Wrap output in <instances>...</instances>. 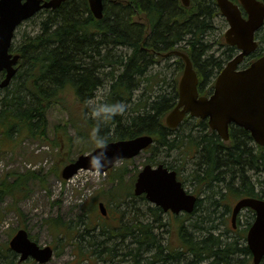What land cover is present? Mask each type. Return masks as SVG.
<instances>
[{
    "label": "trees",
    "instance_id": "1",
    "mask_svg": "<svg viewBox=\"0 0 264 264\" xmlns=\"http://www.w3.org/2000/svg\"><path fill=\"white\" fill-rule=\"evenodd\" d=\"M103 2V16L100 19L92 15L87 0H65L54 9L43 8L33 16H40L38 32L24 35L17 45L12 42V51L19 54L20 58L16 74L7 86L0 89V149L12 148L24 138L45 142L52 147L58 145L57 136L52 139L49 135L48 110L60 105L69 111L65 99L68 93H72L81 104L94 97L95 90L104 83L100 75L105 73L101 71L102 65H110L111 71L107 75L111 87L105 101L101 102L111 104L128 100L136 79L144 77L148 67L160 55L176 49L188 54L198 75V91L202 92L210 90L209 80H213L228 59L237 53L235 47L222 43L225 49L216 55L211 43L204 38L213 27V18L220 13L215 0H191L188 7L181 5L179 0ZM256 34L259 47L245 60L247 64L264 54V47H261L264 23ZM181 42L184 44L180 45ZM118 45L129 48L131 52L113 61L106 53L102 54L104 49ZM177 61L182 68V59L177 57ZM113 66L121 68L118 74L116 69L113 71ZM177 96V87L172 86L166 91L163 89L147 103L140 101L135 107H130L134 114H118L105 122L98 134L107 141L142 133L152 134L155 141L148 148L152 153L163 147H177L180 143L176 142V136L181 124L178 128L170 129L163 122L166 112L176 104ZM69 113L72 116V112ZM74 119L71 117L69 121L83 138L80 151L83 152L84 148L90 149L94 145L96 121L84 116L80 120ZM65 125L56 128L57 134L65 129ZM202 126L203 130L207 129L205 133H202L201 128L194 135L189 134L197 148L192 174L199 186L208 188V195L204 200L198 197L195 203L193 213L198 211V216L197 221L191 223L192 232L184 228L181 222L178 227L180 246L168 249L154 235L152 222L122 227L126 235L120 237L130 238L132 246L124 245V238H121L118 247L124 249V255L130 259L129 264H142L143 250L150 254L142 258L148 262L145 264H175L174 261H180L182 253L186 251L194 255V261L210 259L213 264H250L247 261L251 259V251L246 244H239L237 238L230 241L222 239L221 234L215 232L214 214L226 193L230 194L231 200L246 196L264 198V177H261L264 174V147L254 145L244 129L231 127V137L226 143L208 129L205 121L197 124V127ZM86 130L91 134L87 135ZM123 162L127 165L128 161ZM147 162L157 163L152 160ZM125 164L110 173V179L122 181ZM56 170L59 178V169ZM45 175L31 169L5 174L0 178V203L6 197H11L16 207L18 201L30 192L31 183L44 185ZM110 184L115 192L122 186L114 182ZM131 190L132 187H129L121 198L132 199L134 195ZM110 194L114 195L111 190L107 192V195ZM113 198L110 202L117 203L116 195ZM159 210L157 207L152 208L148 216L154 217L156 221ZM53 221L57 222V219ZM87 223L91 226L89 220ZM109 230L108 227H102L98 235L108 238L105 244L100 238H92L91 244L96 245L98 251L103 248L113 254L117 245L110 234L105 233ZM16 258L7 242L0 243V264L14 263ZM260 264H264V257Z\"/></svg>",
    "mask_w": 264,
    "mask_h": 264
},
{
    "label": "rangeland",
    "instance_id": "2",
    "mask_svg": "<svg viewBox=\"0 0 264 264\" xmlns=\"http://www.w3.org/2000/svg\"><path fill=\"white\" fill-rule=\"evenodd\" d=\"M39 20L40 16L24 20L15 31L13 44L17 45L26 34L31 35L38 32ZM212 24V29L204 38L208 43H211L215 54L220 55L225 49V46L222 45V43L225 44L223 34L228 23L223 15L217 14L213 18ZM182 44L184 42H181L180 45ZM261 47H264V41L261 43ZM130 52L129 48L118 45L104 49L102 54L106 53L113 61V59H119L121 55ZM115 69L117 74L121 70L120 67L114 68L113 66V71ZM182 69L183 67L181 68L176 55H160L159 59L148 67L144 77L136 79L132 94L128 100L123 102L126 104L123 114H134L135 112H132L131 108L135 107L137 102L144 101L147 103L163 89L166 91L172 86L177 87ZM102 70L106 73L100 74L104 78V83L95 90L94 97L90 98L91 100H98V102L105 101V96L111 87V80L107 75V72L111 71L110 65H102ZM209 82L212 83V79ZM65 99L72 116L67 109L60 105H54L48 110L49 135L52 139L56 135L60 145L52 147L45 142L24 138L12 148L3 147L0 149V178L11 171L25 172L27 169L46 174L44 185H40L38 182L30 184V192L24 199L18 201L17 208L14 206L11 197H6L0 203V243L8 242L17 228L24 227L41 246L51 245L54 248L53 257L44 264H78L79 260L82 264H129L130 259L124 255V249L122 246L118 247V242L124 238L120 236L126 235L124 228L135 223L152 222L151 229L157 239L162 240L163 245L166 244L168 249L178 248L181 243L178 237L180 223L183 222L184 228L192 232L191 223L197 221L198 211L190 214H173L159 210L155 221V218H150L148 214L156 206L144 196H134L132 199H122L121 197L128 191L129 187H132L133 191L134 174L145 163H148V160H152L176 169L184 188L189 192L196 193L200 199L204 200L208 195V188L199 186L197 181L193 179L192 169L195 167L194 159L197 148L194 142L190 140L192 136L189 134L194 135V132L201 128L202 133H205L207 129L203 130V126L197 127L198 119L187 118L179 126L178 136H176V142L180 143L179 146L170 149H166V147L155 149L154 153L143 151L130 161L128 160L127 165L123 161H118L113 169L105 173L81 169L71 179L61 182L56 175L58 172L56 169H59L60 172L64 164L96 145L94 142L90 149L84 148L83 152H80L83 148V138L76 132L69 119L72 117V119L80 120V117L83 116L92 118L87 115L89 112L87 101L83 104L77 102L78 100L74 99L72 93H68ZM64 124H66L65 129H61L57 134L56 128H61ZM86 134H91V132L88 133L86 130ZM182 141H184L183 144ZM123 164L126 168L123 180H116L117 182H115L112 178L110 179V173H113L116 168L122 167ZM261 177H264V174ZM113 182L118 186L122 185L118 192L112 191L110 183ZM128 185L130 186L128 187ZM110 190L114 195H107ZM115 195L119 199L116 200L117 203L110 202V199H114L113 196ZM100 200L108 206L107 217L101 216L98 212L97 202ZM233 203L234 200L230 199V194L226 193L225 197L221 199L218 211L214 214V230L221 234L222 239L230 241L237 238L239 244H246L245 232L247 231L244 229L253 220V213L247 208L241 210L233 228L231 222ZM53 219H57V222H54ZM88 220L91 226L88 225ZM102 227L111 229L109 230L110 233H105L110 234V238L116 241L117 246L113 254L110 251H104L103 248L98 251L96 245L91 244L92 238H100V240H104V244L107 241L108 238H105V235L98 236L102 232ZM122 227L124 228L122 229ZM69 237L72 238L71 241H69ZM125 244L132 246L130 238H124ZM105 246L104 248H106ZM147 246L150 247L148 244ZM149 255L144 250L142 251V264L148 263L142 258ZM194 260V255L186 251L182 253L180 261L174 262L175 264H213L210 259ZM30 262L28 261L26 264H30ZM247 262L251 264L252 259ZM34 264L38 263L34 262Z\"/></svg>",
    "mask_w": 264,
    "mask_h": 264
},
{
    "label": "water",
    "instance_id": "3",
    "mask_svg": "<svg viewBox=\"0 0 264 264\" xmlns=\"http://www.w3.org/2000/svg\"><path fill=\"white\" fill-rule=\"evenodd\" d=\"M65 0H0V88L7 86L17 72L19 54L9 51L14 31L23 21L42 8H56ZM90 11L96 18L103 15V0H87ZM246 12L241 14L240 5L231 0H216L220 13L225 17L228 28L224 33L227 44L239 52L230 58L216 76L212 93L200 96L197 90L198 78L190 57L179 50L174 53L184 61L183 72L178 82L176 105L166 114L165 124L175 128L189 113L191 116L207 119L208 126L221 139L229 137V124L235 123L250 131L254 141L264 146V55L252 60L246 67H240L245 56L256 50L255 32L264 22V2L259 0H238ZM188 6L190 0H181ZM150 134H140L126 139L107 142V155L111 163L99 172H105L120 159H129L153 144ZM97 148V147H96ZM94 148L90 152L96 150ZM88 152V153H90ZM88 153L80 154L61 169L63 179H69L80 169L96 171L91 167ZM145 197L164 211L174 213L192 212L197 201L177 179V173L163 164H145L137 173L134 194ZM100 212L106 214L103 202L98 204ZM253 210L255 218L247 231V246L252 252L253 263L259 264L264 256V199L246 196L239 198L231 214L234 225L236 214L242 208ZM9 248L18 256L17 262L32 258L38 263L47 262L53 254L50 245L40 246L29 237L25 228H18L8 241Z\"/></svg>",
    "mask_w": 264,
    "mask_h": 264
},
{
    "label": "clouds",
    "instance_id": "4",
    "mask_svg": "<svg viewBox=\"0 0 264 264\" xmlns=\"http://www.w3.org/2000/svg\"><path fill=\"white\" fill-rule=\"evenodd\" d=\"M87 106L89 108L87 115H90L96 121L97 131V135L94 137L97 148L88 155L91 160V167L101 171L111 163V158L107 155V139L98 134L99 130L105 122L113 119L118 114H122L126 109V104L123 102L108 104L90 99L87 101Z\"/></svg>",
    "mask_w": 264,
    "mask_h": 264
},
{
    "label": "flooded vegetation",
    "instance_id": "5",
    "mask_svg": "<svg viewBox=\"0 0 264 264\" xmlns=\"http://www.w3.org/2000/svg\"><path fill=\"white\" fill-rule=\"evenodd\" d=\"M243 14H244L245 16L247 15V14H245V13H243ZM255 36L257 37V39L259 38L257 34H256ZM231 127L238 128V129H241V130L244 129V128H241L240 126L235 125V124H231V125L229 126V129H231ZM244 130H245V129H244ZM245 132H246L248 135H250V133H249L247 130H245Z\"/></svg>",
    "mask_w": 264,
    "mask_h": 264
}]
</instances>
